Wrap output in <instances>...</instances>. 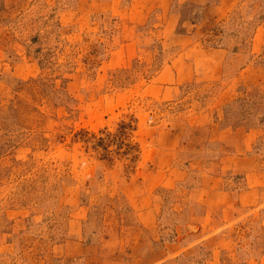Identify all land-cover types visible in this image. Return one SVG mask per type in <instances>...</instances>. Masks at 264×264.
<instances>
[{
    "label": "rangeland",
    "instance_id": "obj_1",
    "mask_svg": "<svg viewBox=\"0 0 264 264\" xmlns=\"http://www.w3.org/2000/svg\"><path fill=\"white\" fill-rule=\"evenodd\" d=\"M0 264H264V0H0Z\"/></svg>",
    "mask_w": 264,
    "mask_h": 264
},
{
    "label": "trees",
    "instance_id": "obj_2",
    "mask_svg": "<svg viewBox=\"0 0 264 264\" xmlns=\"http://www.w3.org/2000/svg\"><path fill=\"white\" fill-rule=\"evenodd\" d=\"M128 125H129V124H124L123 127L126 128V127H128Z\"/></svg>",
    "mask_w": 264,
    "mask_h": 264
}]
</instances>
